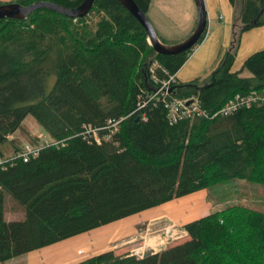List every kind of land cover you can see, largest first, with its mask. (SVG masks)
Instances as JSON below:
<instances>
[{
	"label": "trees",
	"instance_id": "obj_1",
	"mask_svg": "<svg viewBox=\"0 0 264 264\" xmlns=\"http://www.w3.org/2000/svg\"><path fill=\"white\" fill-rule=\"evenodd\" d=\"M83 1L10 3L72 10ZM133 1L147 15L150 0ZM240 6L216 70L170 82L171 98H195L204 112L173 123L154 94L194 47L156 53L117 0H94L84 18L38 9L0 20V264L231 181L264 187V49L231 71L242 34L264 26V0ZM27 116L50 141L23 160L10 138ZM7 198L22 219L5 220ZM183 231L184 243L145 258L111 249L72 264H264V211L229 205Z\"/></svg>",
	"mask_w": 264,
	"mask_h": 264
},
{
	"label": "rangeland",
	"instance_id": "obj_2",
	"mask_svg": "<svg viewBox=\"0 0 264 264\" xmlns=\"http://www.w3.org/2000/svg\"><path fill=\"white\" fill-rule=\"evenodd\" d=\"M13 0H0L1 3H10ZM17 1V0H16ZM153 6L162 9L166 6V10L170 13L168 21L163 17L167 25H170L174 30L165 28V31L169 34H162L166 39V43L175 44L185 40L189 33L192 31L195 21L197 18V10L193 0H189L191 5H186L183 0H152ZM241 0H237L235 7L236 18L239 17V12L241 10ZM195 16V17H194ZM153 24L158 27L160 22L152 16ZM151 22V21H150ZM232 39V38H231ZM171 40V41H170ZM171 42V43H170ZM230 46V45H229ZM229 50V48L227 49ZM226 53V52H225ZM43 129L31 116H27L22 121L21 127L14 132L11 136V143L18 148H23L25 146H30L36 148L41 146L44 141L47 143L50 141L47 134L42 131ZM37 145V146H35ZM8 156H11V147L3 148ZM2 149V150H3ZM205 204L207 207L208 214L213 211H222L227 206L240 205L247 209H256L260 212L264 211V187H259L258 185L245 182V181H234L228 182L220 187H215L210 189L209 192L205 191ZM178 201V200H176ZM174 201V202H176ZM178 201V204H183V202ZM177 206V205H173ZM20 206L11 202L9 198L5 202L4 218L6 221L13 222L14 220H20L23 218V212L20 210ZM204 210V211H205ZM203 212V211H202ZM171 213H167L166 216L157 220V222L150 224L143 221L141 217L123 219L114 222L112 224L106 225L105 227H100L92 232L80 234L79 237H73L66 242H62L53 248H47L43 251H35L28 253V255H22L16 257L14 260H10L3 264H45L48 261L49 253L53 252L56 248L58 252L62 249H66L68 244H75L74 258L68 260L69 262L74 261L80 262V260L92 258L94 255L100 252H106L108 250H114L117 255L132 254V252L145 253L147 251H153L156 246L158 251L168 245H174L176 243H184L188 237L177 238L175 236L183 235V227L188 222H183L181 218H175ZM204 213H202L203 215ZM207 214V215H208ZM201 215V214H200ZM201 218V217H200ZM199 218V219H200ZM136 220V221H135ZM150 246L152 248L150 249ZM157 251V253H158ZM36 259L39 263L34 262ZM33 261V262H32ZM45 261V262H44ZM72 264V263H70Z\"/></svg>",
	"mask_w": 264,
	"mask_h": 264
},
{
	"label": "crops",
	"instance_id": "obj_3",
	"mask_svg": "<svg viewBox=\"0 0 264 264\" xmlns=\"http://www.w3.org/2000/svg\"><path fill=\"white\" fill-rule=\"evenodd\" d=\"M183 1L187 6L191 5L189 0ZM204 3L207 14V30L206 32H204V39L198 45L193 46L194 48L190 54V57L181 66V68L178 70V73H175V80L177 81V83H190L191 81L198 78L203 79L207 74H209L213 70H216L219 62L221 61V58H223L225 52L229 48L234 28L233 20L235 11L233 7L230 6L231 4L229 0H204ZM166 8V6H164L162 9H160L159 7L155 8V6H153L152 0H150L149 10L147 11V18L149 22L151 21V24L156 31V35L159 39L161 38L162 40L166 38L162 36L161 33L170 35V33H167L165 31L166 27L174 30L173 27L167 25L166 22H164L165 20L163 19V17L167 21L171 19L169 17L170 13L167 12ZM153 15H155V18L159 20L158 22H160L158 27H156L152 22ZM194 21L195 24L192 31L195 29L197 18H194ZM192 31L190 33H192ZM262 49H264V26L245 31L241 36L239 47L231 71H238L240 68H242L243 63L247 59V57L255 54V52ZM205 191L206 190H201L199 192H196V194L193 193L185 196L183 197V199H177L178 201L181 200L180 202L184 201L183 204H178V201L173 200L172 202H170V204H163L161 206H158L157 208L146 210L143 213L131 216V218L141 217V219L149 223L151 227L152 223H156L157 220L166 216L167 213H169V211L171 210L170 214L175 216V218H181L183 222H188L190 220L196 221L200 217L208 214L207 210H205L207 207V204H205ZM202 213L204 214L202 215ZM62 242H59L53 246H57ZM53 246H49L47 248H53ZM75 247L78 246H75V244H68L67 247H65V250L62 249L58 252H54L56 251V248L52 253H49L48 261H46L45 264L73 263L74 261L69 262L68 260H72L74 258L73 251L75 250ZM47 248L44 247L40 249V252ZM151 248L152 246H150V249ZM34 262L39 263V260L36 259Z\"/></svg>",
	"mask_w": 264,
	"mask_h": 264
},
{
	"label": "water",
	"instance_id": "obj_4",
	"mask_svg": "<svg viewBox=\"0 0 264 264\" xmlns=\"http://www.w3.org/2000/svg\"><path fill=\"white\" fill-rule=\"evenodd\" d=\"M117 1L121 4L124 10L129 12L135 18V20H137V22L142 25V27L146 31L149 46H151V48H153L156 53L161 54L162 56H176L181 52L190 50L198 43L200 38H202L203 33L207 30V14L204 7V0H193L197 10V22L195 29L192 31V33H190L189 37H187L177 45L164 43L162 44V42L156 35V31L153 28L151 22H149L147 15H145L141 10L138 9V6L134 3L133 0ZM93 3L94 0H84L83 4L72 10L65 9L47 2H37L31 4V6H22L17 3H3L0 5V20H25L29 15H31V12H34L38 9H49L61 15L67 16L70 19L84 18L86 15H88L89 10L92 9ZM153 254L155 253L150 250L145 252L144 254L140 252H132V255H137L143 258Z\"/></svg>",
	"mask_w": 264,
	"mask_h": 264
},
{
	"label": "built area",
	"instance_id": "obj_5",
	"mask_svg": "<svg viewBox=\"0 0 264 264\" xmlns=\"http://www.w3.org/2000/svg\"><path fill=\"white\" fill-rule=\"evenodd\" d=\"M175 77H171L167 82L163 83L161 87H159L156 91L154 96L159 97L160 99L158 101H162L164 103V108L165 110H167L166 113H168V119L171 123L173 122H178L181 119H190L193 116H200L202 114H204V112L200 109L199 105H198V101L195 98L192 99H176V98H171L169 96L170 93V89H169V84L170 82H174ZM239 98V99H238ZM235 101H240V104L244 102H246V99L241 98V97H236ZM234 100H232L231 102L229 101L225 107L220 111L221 114L223 115H227L228 113H232V110H235L237 103ZM116 124H114V126H112V130L111 133L114 134V132L116 131L115 129ZM94 142H96L97 144H100V139L97 136L96 132H94ZM47 141H44V143L41 144L40 147H42ZM39 146H37L36 148L30 147V146H25L23 148V151H21L19 153V156L23 159V160H27L29 156H37L38 150L40 148ZM2 161L0 160V165H2ZM176 239L181 237L182 239H184V237H187V233L184 232L183 235H179V236H175ZM155 246L154 252L157 253L158 248Z\"/></svg>",
	"mask_w": 264,
	"mask_h": 264
}]
</instances>
